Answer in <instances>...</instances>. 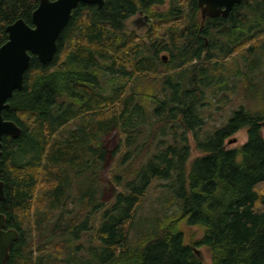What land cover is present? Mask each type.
Segmentation results:
<instances>
[{
    "label": "trees",
    "instance_id": "16d2710c",
    "mask_svg": "<svg viewBox=\"0 0 264 264\" xmlns=\"http://www.w3.org/2000/svg\"><path fill=\"white\" fill-rule=\"evenodd\" d=\"M103 1L72 11L53 60L32 56L2 112L21 128L2 138L0 208L19 233L6 264H207L201 248L208 264H264V107L239 106L199 134L209 88L229 89L237 76L256 93L264 0L204 19L197 0ZM38 3L0 0V46L15 20L32 25ZM139 12L153 21L146 38L128 29ZM148 77L159 88L142 94ZM242 129L246 142L228 149ZM114 166L106 186L101 174ZM156 181L166 182L176 208L155 211L150 231L130 245Z\"/></svg>",
    "mask_w": 264,
    "mask_h": 264
},
{
    "label": "water",
    "instance_id": "95a60500",
    "mask_svg": "<svg viewBox=\"0 0 264 264\" xmlns=\"http://www.w3.org/2000/svg\"><path fill=\"white\" fill-rule=\"evenodd\" d=\"M243 0H197L201 18H226L232 8ZM79 4H96L101 8L103 0H39L31 15L32 25L22 18L6 27L7 41L0 46V162L2 138H17L21 128L12 120L4 119L2 112L8 108V100L15 90L22 88L26 70L32 56L41 64L53 60L57 40L68 24L72 11ZM166 60V56H162ZM229 140L228 143H231ZM5 199L4 183L0 180V203ZM19 233L6 226V218L0 208V264H6L10 249ZM199 255V252L196 250Z\"/></svg>",
    "mask_w": 264,
    "mask_h": 264
},
{
    "label": "rangeland",
    "instance_id": "374dc122",
    "mask_svg": "<svg viewBox=\"0 0 264 264\" xmlns=\"http://www.w3.org/2000/svg\"><path fill=\"white\" fill-rule=\"evenodd\" d=\"M160 10H163L166 8V6L160 7ZM135 19H141V21H144L146 25H143L141 22L139 25H135L132 23ZM153 21L147 17V15L144 14H136L128 21V29H131L136 32V34L140 38H146V32L148 31L150 24L152 25ZM167 54V53H165ZM164 53H160V56H166ZM263 67L261 68L260 73L254 72L252 75L253 77L258 81L256 83V93L255 95H251V93H245L244 92V84L245 81L242 79V81L239 79V77H234L233 80H230L228 82V88L225 90L217 91L214 88H209L206 91V94L202 98L203 103L205 104L203 107V116L205 123L203 127L200 129L199 134L201 136L212 132L216 129V127H221L226 123V120L228 117L232 114V111L238 108L239 106H244L246 108H250L251 110L255 111L257 109H262L264 107V57H263ZM231 63H234L231 61ZM238 65L240 68L243 67V64L238 61ZM152 76V75H151ZM149 76V77H151ZM149 77L144 80V83L139 84V90L142 94L147 92H153L157 91L159 88L158 84H155L153 82H150ZM108 78L105 80V87L108 89L107 84ZM151 122L154 126V123L157 122V119L151 118ZM154 129V127H153ZM167 129H170V126H167ZM149 131V126L146 125V131L141 136L140 140L142 143L143 139L146 135V133ZM214 132V131H213ZM120 134V133H119ZM262 135L264 137V127L262 128ZM119 136L118 134L116 135ZM170 135H167L165 139H169ZM121 138H123V135L121 134ZM116 142L117 139L115 138ZM229 140H232L231 143H228ZM247 140V134L246 130L242 129L235 133L230 139L226 141V147L228 149H232L235 147H238L245 143ZM189 146L192 149L193 155L195 154L194 151V140L191 135H189ZM110 146L115 145V141L112 143L109 142ZM154 146L152 147V149ZM117 167H111L108 168L105 172H102L101 178L102 183L104 182V185L108 186L110 182L111 173L117 172ZM165 183L164 181H156L152 184L150 189L148 190L142 204L140 205L137 213L136 220L134 221L133 225L131 226L130 233H129V244L133 245L136 244L139 239L141 238L143 233H146L150 231V224L154 218L155 211H159V213H165L170 214L175 208L176 204L170 205V197L171 195L166 192L165 190ZM103 199L109 200L110 194L103 193ZM101 197V198H102ZM168 198V200H166ZM199 255L202 257L204 261L208 264L209 262V255L205 248H201L199 251Z\"/></svg>",
    "mask_w": 264,
    "mask_h": 264
},
{
    "label": "flooded vegetation",
    "instance_id": "af4514ba",
    "mask_svg": "<svg viewBox=\"0 0 264 264\" xmlns=\"http://www.w3.org/2000/svg\"><path fill=\"white\" fill-rule=\"evenodd\" d=\"M137 14H140V12L137 13ZM141 14H142V13H141ZM140 22H141L143 25H146V23H144V21H141V19H135V20L132 21V23L135 24V25H139Z\"/></svg>",
    "mask_w": 264,
    "mask_h": 264
}]
</instances>
